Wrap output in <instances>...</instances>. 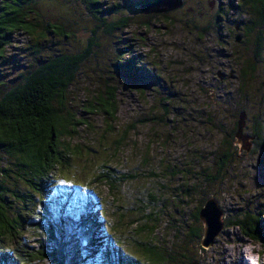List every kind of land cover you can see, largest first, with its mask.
Listing matches in <instances>:
<instances>
[{"label":"rangeland","instance_id":"374dc122","mask_svg":"<svg viewBox=\"0 0 264 264\" xmlns=\"http://www.w3.org/2000/svg\"><path fill=\"white\" fill-rule=\"evenodd\" d=\"M142 1L102 0L103 9L116 5L128 17L127 25L109 33L98 30V45L83 62L70 88L69 108L89 120L80 126V134L72 142L80 145L82 159H74L66 169L69 177L58 176L48 192V211L59 229H46L48 219L43 221L44 228L31 227L29 223L39 222L40 218L30 217L25 227L29 244L35 250L42 244L55 246L52 235L63 236L60 224L66 219L65 239L70 249L77 244L82 257L88 258L83 264H123L122 254L125 259L140 258L138 264H159L138 253L139 244L149 243L151 230L147 224L151 227L152 221L138 217L139 207L145 203L160 211L155 229L151 230V242L167 256H174L164 264H188L181 255L184 246L200 264H264V243L238 227H224L214 244L206 248L201 239L189 238V229L194 226L203 234L204 222L194 221L193 213L211 196L224 210L223 220L241 207L264 209V149L255 150L253 143L249 152L240 150L234 141L240 111H247L246 133L253 131L256 119L264 122V62L258 63L244 88L240 84V71L247 58H254L258 36L256 29L249 30L248 7L240 6L242 0H186L182 8L146 14L140 9ZM71 2L40 1L50 16L57 15L68 35L49 34L40 41L41 55L35 53L38 38L20 35L17 45L22 48H15L16 54L9 55V62L0 66L2 79L10 80L23 67L38 65L39 57L84 48L92 35L90 28L97 21L87 15L82 5ZM220 10L222 16L218 18ZM49 21L52 22L50 18L42 22L39 30H44ZM131 58L141 64V69L132 74L122 66ZM113 89L117 90L118 105L115 128L110 127L103 113H88L80 108L86 98ZM130 125L135 126L115 156L114 140L118 135L113 131ZM228 149L234 156L222 173L223 180H207V175L216 173L218 160ZM85 157L88 162L83 160ZM104 158L112 160L120 173L137 176L119 185L115 195L108 185L90 184L95 165ZM176 171L182 174H172ZM183 188L192 189L189 197L176 195ZM95 191L100 197L94 198V207L106 213L101 216L97 212L99 226L94 230L93 242L80 223L86 213L85 204ZM69 193L73 197H64ZM149 194L156 195L159 201H148ZM115 229L123 243L116 233H111ZM107 242L110 254L105 253ZM25 264L56 263L48 258L26 260Z\"/></svg>","mask_w":264,"mask_h":264},{"label":"trees","instance_id":"16d2710c","mask_svg":"<svg viewBox=\"0 0 264 264\" xmlns=\"http://www.w3.org/2000/svg\"><path fill=\"white\" fill-rule=\"evenodd\" d=\"M40 1H0V66L9 62V55L16 54L14 49L19 48L17 39H20V35L38 38L39 44H35L37 47L35 53L40 52V41L46 40L49 34L67 37L65 25L57 21V15L50 16L48 9L45 10ZM63 1L67 5L72 3L71 0ZM74 1L76 4L82 5L88 13L87 15L97 21L90 28L92 35L86 40L84 48L75 53L61 52L47 58L39 57L38 65L23 67L10 80H4L0 76V264H25L26 260L35 262L48 258L56 264H83L88 259L82 257L83 254L77 244H73L72 248H69L71 244L65 239L63 228V223L67 222L66 219H63L60 224L63 236L57 237L54 233L52 235V240L55 241L53 247L42 244L35 250L30 246L25 233V227L27 222H30V217L40 218L39 222H30L31 227L44 228L43 221L48 219L46 229H49L50 232L54 227L59 229L57 222L53 220L52 212L48 211V204H51L48 192L51 186H55L58 176L69 177V172L66 169L70 168L74 159H82L80 145H74L72 142L80 134V126L89 122L86 117H79L69 108L70 88L75 83L83 62L98 45V30L104 29L109 33L127 25L128 17L118 10L116 5L106 6L103 9L101 7L104 4L102 0ZM154 1L156 0H143L141 5ZM242 2L240 6L246 5L250 13L251 26H249V30L256 29L258 35L255 56L253 59L247 58L240 71V84L241 88H244L248 82L247 78L249 79L256 72L258 63L264 62V58H261V54L264 52V0H242ZM184 4H186V0H184ZM184 4L179 8H182ZM230 5L234 6L233 3ZM237 6L239 3L235 5V7ZM221 16L222 11L220 10L218 18ZM49 18L52 22H46L44 30H39L42 22ZM123 63L122 65L119 61L117 64L127 66L130 74L141 69V64L136 59L131 58ZM1 70L0 67V74ZM80 108L88 113H103L107 120H110V127L115 128L113 122L117 120L118 114L117 90L113 89L107 94L86 98ZM134 126L130 125L129 128L127 126L122 130L113 131L115 135H118L114 140L115 156L127 142L130 130ZM253 128V131L248 133L255 137L253 148L255 150L264 149V122L256 119ZM236 130L237 126L234 137ZM106 147L107 145L103 146V149ZM233 156L234 152L231 149L224 150L218 160L216 173L211 176L207 175V180L213 182L223 180L222 173L232 161ZM83 160L88 162L86 157ZM144 162L146 165L149 163L148 152ZM176 173L177 171L172 172L174 175ZM151 174L160 176V173L157 172H151ZM177 174H182V172ZM93 175L90 181L91 185H108L114 195L119 185L137 177L129 173H120L118 168L113 165L112 160L108 158H104L103 161L95 165ZM75 185L87 188L86 185ZM191 190V188H183L181 191H177L176 195L181 194L189 197ZM70 195L72 193L66 194L64 197H73ZM95 197H100L96 195V191L89 197L88 204H85L87 206L86 213L82 216L80 223L84 226L86 234H90L93 242L95 241L94 230L99 226L97 212L101 216H105L106 213L104 209L97 210L94 207ZM148 197V201H159L156 195L149 194ZM202 206H199L193 213V219L196 222L201 219ZM148 207L145 203L142 204L139 207L141 214L138 217H145L146 221H152L151 227L148 224L147 227L153 232L160 211ZM263 217L264 209L241 207L236 212L229 214L224 222L225 227H238L245 235L264 243ZM151 230L148 232L149 243L139 244L138 253H141L144 258H151L153 262L164 264L174 256H170V258L163 249L151 242L153 239ZM111 233H116L123 243L118 229ZM189 234L190 239L202 240L203 238V234L197 226L191 227ZM76 241L78 240L76 239ZM107 245L109 248L105 253L110 254L112 253L110 244L107 242ZM184 249V253L181 255L189 264L195 259L187 252L186 246ZM125 256L122 254L123 264H138L140 259H125Z\"/></svg>","mask_w":264,"mask_h":264},{"label":"water","instance_id":"95a60500","mask_svg":"<svg viewBox=\"0 0 264 264\" xmlns=\"http://www.w3.org/2000/svg\"><path fill=\"white\" fill-rule=\"evenodd\" d=\"M184 0H156L147 2L140 6V9L146 13H166L181 7ZM238 41L241 40L237 36ZM222 76V75H221ZM247 112L244 110L239 114L237 130L235 133V143L240 147V150L250 151L253 145L254 136L244 132L246 126ZM224 210L220 206L218 199L215 196L208 198L200 210V218L204 222V233L201 240L203 247H209L214 244L216 237L225 227V222L222 219ZM189 264H200L198 260H193Z\"/></svg>","mask_w":264,"mask_h":264}]
</instances>
